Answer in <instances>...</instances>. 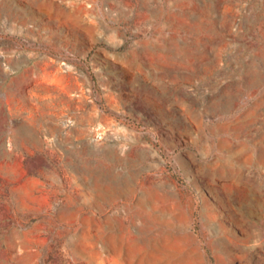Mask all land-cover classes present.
Instances as JSON below:
<instances>
[{"label":"rangeland","instance_id":"1","mask_svg":"<svg viewBox=\"0 0 264 264\" xmlns=\"http://www.w3.org/2000/svg\"><path fill=\"white\" fill-rule=\"evenodd\" d=\"M0 264H264V0H0Z\"/></svg>","mask_w":264,"mask_h":264}]
</instances>
